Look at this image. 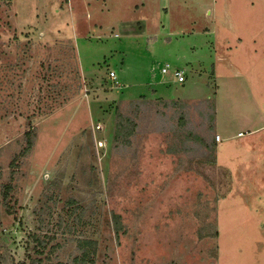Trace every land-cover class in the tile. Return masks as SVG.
I'll list each match as a JSON object with an SVG mask.
<instances>
[{
	"label": "rangeland",
	"instance_id": "rangeland-1",
	"mask_svg": "<svg viewBox=\"0 0 264 264\" xmlns=\"http://www.w3.org/2000/svg\"><path fill=\"white\" fill-rule=\"evenodd\" d=\"M141 96L165 114H141L118 147L119 110ZM178 97L214 98L215 131L209 108ZM189 130L217 144L230 179L182 141ZM10 181L0 264H264V0H0V185ZM83 240L97 242L86 261Z\"/></svg>",
	"mask_w": 264,
	"mask_h": 264
},
{
	"label": "trees",
	"instance_id": "trees-1",
	"mask_svg": "<svg viewBox=\"0 0 264 264\" xmlns=\"http://www.w3.org/2000/svg\"><path fill=\"white\" fill-rule=\"evenodd\" d=\"M170 104H172L173 106H177V102L176 101H172L171 103H164L163 106H170ZM200 106H204L205 111L208 112V108L210 109L209 112L205 115H203L202 119H205L207 121L210 122V131H215V123H216V100L212 99V100H207V101H201L200 102ZM128 111L125 112L124 110L120 109L119 113H118V117H117V125H116V129H115V136H114V142L118 147H122V146H129L131 145L132 139L136 136V132H137V128L139 126L138 123V118H140V115L143 114L144 116H149L148 119H150L151 115L153 113H158L161 115H164L165 113L162 112L161 110L157 109L155 111L154 106L151 102L146 101L144 98H142L141 101H134V102H130L128 105ZM129 108L132 109V111H129ZM155 111V112H154ZM185 115H181L179 118V125L180 127H182V125L185 126V123L187 124V121H185L184 119ZM189 135H187L184 139H182V141L184 143H188L186 141H189L190 138L194 139L196 143H199L201 145V148H198L199 150H203L206 151V155H210L211 159L213 160L215 163L214 168L217 169L219 166V170H227L228 173H226V171H224V173L222 172L221 174H224L225 176H227V178L230 179V172L229 170L225 167H222L220 165H217V155L215 154L216 148H217V144L216 143H207L205 141V136H203V134H194L193 132H191L189 130L188 132ZM37 137L36 134V129L33 127L32 129H30L29 131L26 132L25 134V149L22 151L21 155H19V157L21 156H27L29 155V153L32 151L34 144H35V139ZM181 137V136H180ZM213 157V159H212ZM14 190V185L13 183L10 181L6 184H3L2 186L0 185V201L3 202V204L6 207V211L9 214H15L16 212L13 211V207L10 205L9 200L11 193ZM230 190V188L228 187L226 190V193ZM115 219V225L117 226V231L120 229V216L115 215L114 217L112 216L111 218L109 217L107 220V225L109 227L110 231H114V220ZM32 239L37 243L36 247L34 248V250L37 253H41L40 252V248L42 251V247L45 248L46 244L44 241H41V239L36 236L35 234L31 235ZM95 241L93 240H83L80 241V248L82 250V254H81V261H86V259H89L95 249L96 246ZM83 257V258H82ZM1 258L0 257V263H1ZM29 258L32 259V256L30 255ZM41 260H36V259H32L31 260V264H41ZM21 264H26L25 262H21Z\"/></svg>",
	"mask_w": 264,
	"mask_h": 264
},
{
	"label": "crops",
	"instance_id": "crops-1",
	"mask_svg": "<svg viewBox=\"0 0 264 264\" xmlns=\"http://www.w3.org/2000/svg\"><path fill=\"white\" fill-rule=\"evenodd\" d=\"M116 36H118V35H116ZM185 74H186V72H185ZM172 76V75H171ZM173 78V77H172ZM110 79V78H109ZM111 82L113 83V81L111 80ZM167 83V82H166ZM174 83H178V82H174ZM119 84V83H118ZM182 84H184V83H182ZM120 85V84H119ZM116 87V86H115ZM119 88H121L122 87V85H120V86H118ZM146 97V99H148V100H155V99H150V98H148L147 96H145ZM140 98H144L143 96H141V97H139V99ZM139 99H137V100H139ZM158 99H163V100H169V99H164V98H158ZM180 100V101H186V102H193V101H195V102H197V101H207V100H212V99H214V98H210V99H197V98H182V97H178V98H176V99H171V100ZM216 110H217V104H216ZM217 114V113H216ZM216 124H217V118H216ZM250 134H251V132H249ZM216 135L217 136H220V138H221V140H220V144H222L223 143V137H222V135L220 134V132H219V130H217V125H216ZM236 139H237V143L239 144V145H245V144H247V143H254V141L252 140V139H250V138H248V139H246V140H240V141H238V139H241V138H244V135H243V133L242 132H239L237 135H236V137H235ZM217 154H218V152H217ZM217 158H218V155H217ZM221 165V164H220ZM223 165V164H222ZM223 166H225V167H228L229 169H230V167L229 166H227V165H223Z\"/></svg>",
	"mask_w": 264,
	"mask_h": 264
},
{
	"label": "built area",
	"instance_id": "built-area-1",
	"mask_svg": "<svg viewBox=\"0 0 264 264\" xmlns=\"http://www.w3.org/2000/svg\"><path fill=\"white\" fill-rule=\"evenodd\" d=\"M169 69H170V66L166 65L162 69V73L164 75H169L170 74V70ZM110 77H111L112 81H114L115 84L118 85L117 76H116V74L114 72H110ZM172 77H173L172 78L173 82H175V81L178 82V83H185L186 82V74H185V71H183V70H179V69L174 70L172 72ZM216 139H217L218 142H220V140H221L220 136H217ZM99 145H100V147H103L104 143L100 142Z\"/></svg>",
	"mask_w": 264,
	"mask_h": 264
}]
</instances>
